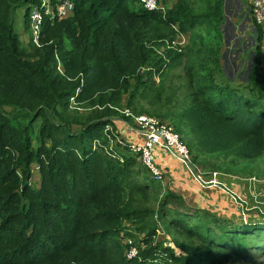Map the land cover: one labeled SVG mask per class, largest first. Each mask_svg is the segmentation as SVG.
I'll use <instances>...</instances> for the list:
<instances>
[{"label": "trees", "instance_id": "obj_1", "mask_svg": "<svg viewBox=\"0 0 264 264\" xmlns=\"http://www.w3.org/2000/svg\"><path fill=\"white\" fill-rule=\"evenodd\" d=\"M40 1L0 0V264H218L250 250L263 255L264 218L231 222L195 209L153 178L128 144L121 150L113 142L115 120H131L121 105L144 113L133 107L136 97L158 93L157 110L164 74L186 57L189 100L174 111L176 130L187 122L198 139L190 150L225 160L262 154L264 25L253 19L250 76L232 80L217 57L226 78L217 81L216 65L202 72L195 37L185 51L172 43L213 17L222 34L223 0H211V12L197 10L194 0H157L158 10L142 0H75L68 18L45 16L37 47L30 13ZM20 9L22 34L13 21ZM167 215V229L188 241L155 242L156 220ZM131 246L134 257L127 256Z\"/></svg>", "mask_w": 264, "mask_h": 264}, {"label": "rangeland", "instance_id": "obj_2", "mask_svg": "<svg viewBox=\"0 0 264 264\" xmlns=\"http://www.w3.org/2000/svg\"><path fill=\"white\" fill-rule=\"evenodd\" d=\"M226 4L225 6V17L223 21L221 22V27L223 29V33L220 32V24L218 22H215L214 17L211 21H206L204 24L196 26L194 29L189 31L187 34L184 33V37L181 38V34L179 36V42L176 41L172 43V46H179L182 50H186L191 45V39L195 37V41H198L197 48H201V60L204 65L203 71H212L215 67H219V71L216 73V79L217 81L226 80L223 73L220 71L222 67L218 66L216 58L217 57H224V69L226 71V74L230 76V78L235 81H237L238 77L237 74L241 73L244 74L243 78L250 76V72L252 68L250 67V64L248 63V55L251 50H255V37H254V27H253V19L256 17V9L259 10L258 15L259 19L261 20V23L264 24V0H223ZM168 3V2H167ZM166 3V4H167ZM211 0H194V4L196 6V9L203 12H211L210 8ZM252 4L254 6L252 7ZM69 16V15H68ZM213 16V15H212ZM68 18V17H67ZM24 12L22 9L15 10L13 13V21L15 25V29L20 34L24 31ZM63 20V19H61ZM256 20V21H257ZM259 21V20H258ZM43 24V23H42ZM42 25H40V28ZM35 31H38L39 28L33 27L32 31L34 34ZM29 32L25 34V38H28ZM41 35L38 36L37 42H34V44L37 47L41 46ZM25 43V42H24ZM252 63V62H251ZM187 65H188V59L186 57L181 60L178 64L175 66L169 68L167 72L164 74L163 80V87L165 88V91L159 100V104H162L161 106H157V110L161 112H167L169 115L168 119H165L164 122L171 124L175 129L178 128L177 123V117L176 112L174 110H177L185 103V95L187 94V89L189 86V83L191 80L187 77ZM249 65V66H248ZM222 66V65H221ZM254 66V65H252ZM60 68V66H59ZM261 76L264 77V45H263V64L262 67L258 70V73ZM156 84L159 82V78L154 79ZM244 81V79H243ZM242 83V82H241ZM256 89H258L256 87ZM158 93H155L153 96H150L148 98H142L140 96L136 97V100L134 102V106H138L140 108H146L144 109L146 114L156 116L157 118L161 119L159 116L155 115L157 113V110H154L155 105L154 102L157 100ZM189 100V99H188ZM187 100V101H188ZM186 101V102H187ZM262 104L264 105V98L261 99ZM8 111H10L11 107H6ZM88 107H83V110H88ZM128 109V107H125L124 105H121L120 111ZM129 110H131L129 108ZM131 125H133V120L131 118ZM113 129V128H112ZM181 136V139L184 143L188 145V143H198V139L193 133L192 126L184 122V124L181 127V132H178ZM189 147V145H188ZM190 149V147H189ZM193 161L195 164L200 165V169L202 171H213L217 170L221 173H229V174H240L244 177L251 178L252 176L255 177V180L261 181L264 185V152L258 156L249 157V158H243V159H233L228 158L225 160L223 155H218L214 153H201L196 152L194 150H190ZM195 157V158H194ZM205 164V165H203ZM228 165H232V171L224 170ZM218 166L219 168H217ZM34 166L33 168H35ZM215 172V171H214ZM148 173V172H147ZM213 173V172H211ZM149 175V174H148ZM218 176V175H216ZM32 184L35 186H38L40 182V175L38 172H35L32 179ZM211 185L213 186H220L222 185L219 180L214 178L213 181H211ZM149 206L156 207L157 202L154 200L149 201ZM195 209L202 208L205 210H210L214 213L209 207L208 204H205L204 206H195ZM245 207L241 208L240 212L245 211L244 215L239 216L237 222H251L250 221V215L246 214V212H249L247 210H244ZM192 210V209H191ZM219 215V214H218ZM221 216V215H219ZM226 218L228 221L236 222L232 220L233 218L229 216L228 218L225 216H222ZM261 217L264 218V212L263 214L261 212H255L254 215H252V218ZM240 218H242V221H240ZM248 219V220H247ZM158 224L157 229V235L155 237V242H165L164 244H170L173 247L175 246L176 240L180 241H188L186 238V235L182 234V232H179L177 228L171 227L169 230L167 229V224L169 223V217L164 216L163 219L156 220ZM262 236V240L264 239V234L260 233ZM138 237H142L143 233H138ZM257 237H253L251 243L255 244L257 243L256 240H254ZM132 240H134L132 238ZM260 241V239H258ZM178 252H180V249H177ZM128 256V255H127ZM207 264V263H203ZM218 264H264V254H258L255 250H250L249 252L243 253V256L240 257H230L229 259H226L224 262L218 263Z\"/></svg>", "mask_w": 264, "mask_h": 264}, {"label": "crops", "instance_id": "obj_3", "mask_svg": "<svg viewBox=\"0 0 264 264\" xmlns=\"http://www.w3.org/2000/svg\"><path fill=\"white\" fill-rule=\"evenodd\" d=\"M116 132L125 141L136 140L132 130L130 127L128 129L124 122L116 123ZM113 147L118 148L115 144H113ZM119 149L122 150L123 148L119 147ZM156 156L165 172L163 182L175 191L182 193L191 203V206L208 204L216 214L227 218L231 216L232 220L236 222L239 216L244 215L245 211H240L242 207H245L244 210L249 211L246 214L250 215V221L263 219L261 217L252 218L255 212H261L262 214L264 212V185L261 181L255 180V177L249 178L239 174L221 173L217 170L205 171L202 179L207 183L204 184L197 180L189 167L176 158L175 155L157 148ZM214 171L218 173V176L215 175ZM214 178L219 180L222 185H211ZM240 221H242V218H240Z\"/></svg>", "mask_w": 264, "mask_h": 264}, {"label": "built area", "instance_id": "obj_4", "mask_svg": "<svg viewBox=\"0 0 264 264\" xmlns=\"http://www.w3.org/2000/svg\"><path fill=\"white\" fill-rule=\"evenodd\" d=\"M142 2L143 5L149 10L159 9L157 0H142ZM253 6L254 4H252V7ZM74 7L75 0H41L39 5H35L30 13L32 28L36 26L39 28L38 31H35L34 29L35 42H37L41 31L40 25H42L45 16H47L49 20H60L65 17L67 18L73 14ZM258 12L259 10L256 9V16L259 21L256 19V17L255 19L258 23L262 24L261 20L259 19ZM183 37L184 35L181 34V38ZM122 113L132 118L133 125H131L130 120L128 121L124 118L116 119L115 124L124 122L128 129L130 127L136 140L125 141L123 138H120L119 134L114 140L113 144H119L122 148L128 144L130 152L138 155L140 162L148 170L153 178L158 181H163L165 177V172L161 168L156 156V149L161 148L162 150L175 155L176 158L185 163V165L189 167L192 174L196 175L202 183H207L202 179L203 172L193 161L194 159L188 145L182 141L180 134L171 124L164 122L165 120L163 119H159L156 116L146 113L135 114L129 109L123 110ZM215 175H218V173L215 172ZM137 252V247L131 246L127 252V255L128 257H134Z\"/></svg>", "mask_w": 264, "mask_h": 264}, {"label": "clouds", "instance_id": "obj_5", "mask_svg": "<svg viewBox=\"0 0 264 264\" xmlns=\"http://www.w3.org/2000/svg\"><path fill=\"white\" fill-rule=\"evenodd\" d=\"M60 66V65H59ZM116 125V124H115ZM176 130V129H175ZM116 131V130H115ZM177 131V130H176ZM178 132V131H177ZM123 150V149H122Z\"/></svg>", "mask_w": 264, "mask_h": 264}]
</instances>
